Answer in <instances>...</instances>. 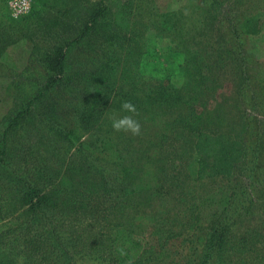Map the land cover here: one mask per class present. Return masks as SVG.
<instances>
[{"label":"rangeland","instance_id":"1","mask_svg":"<svg viewBox=\"0 0 264 264\" xmlns=\"http://www.w3.org/2000/svg\"><path fill=\"white\" fill-rule=\"evenodd\" d=\"M208 1L135 0L126 12L113 11L123 25L118 40L102 46L98 39L112 33L99 27L96 40L68 45L65 68L75 79L34 99L55 72L50 59L56 47L71 42L101 0H34L20 19L0 0V137L35 100L12 129L18 152L4 156L0 147V214L7 223L0 234L13 229V243H19L1 248L47 247L49 253L70 251L76 264H116L87 252L126 224L144 235L152 254L163 253L151 264L193 262L198 238L208 241L212 220L249 181L241 174L238 182L243 162L234 176L196 179L195 134L201 131L234 137L246 125L240 137L261 146L250 166L255 181L249 182L263 185L264 115L246 109L237 85L249 76L258 102L264 100V0H218V19L206 12ZM257 11L260 32L227 42L231 23L223 18ZM104 20L112 25L114 16L107 12ZM233 47L253 53L256 63L249 54L236 56ZM103 48L115 61L99 84L88 85L83 74L98 71L92 58ZM130 49L133 54L121 58ZM90 100L93 128L79 150L62 132L77 119L74 110ZM125 101L137 109L138 136L112 128V113L132 115L121 110ZM256 201L232 228L224 264H264V197Z\"/></svg>","mask_w":264,"mask_h":264},{"label":"trees","instance_id":"2","mask_svg":"<svg viewBox=\"0 0 264 264\" xmlns=\"http://www.w3.org/2000/svg\"><path fill=\"white\" fill-rule=\"evenodd\" d=\"M36 2H43L44 0H35ZM109 0H101L100 4L93 9L90 15L86 16L85 22L82 24L81 31H77L71 42L67 43L65 48L56 47L57 53L55 58H51L52 62L51 68L55 71L50 77V81L45 86V91L37 93L34 96V99H40L46 96L51 89H58V87L65 82H69L75 79V75L68 74L65 68V63L67 61V46L72 45L73 43L78 42V44L91 42L88 40H96L99 35H102V31L99 27L107 28L111 35H108V38L102 36L98 39L99 43L104 46L108 41L118 40L117 35L123 33L121 28L123 25L120 21L116 22L115 12H126L129 6L132 5V2L135 0H117L118 4L109 5L107 3ZM218 0H209L206 4V12L210 14L212 19H218V16L214 13V9L217 6ZM107 12L114 16L113 24L107 25L104 20ZM262 13L260 11L253 13H231L229 17H224L225 22H230L231 26L229 27L231 37L225 38L227 42L231 43L234 40L243 41L245 36L248 35H257L260 32L259 21L261 19ZM168 20H172L174 13H169L167 15ZM167 23V21H165ZM96 35V37H91ZM105 38V39H102ZM82 44V45H83ZM233 52L236 56H244L246 54L254 56L253 53L243 52L240 47L236 50L233 47ZM133 51L130 49L128 53L122 52L121 58L131 56ZM93 61L95 62V67L98 71H91L89 65V71L85 72L83 76L86 77L88 85H94V80H101V75L104 72L105 68L108 67L109 61H115L114 55L112 52H106V50L100 49L99 52L93 55ZM254 63H256L255 57H253ZM248 71L251 69L248 67ZM88 73V74H87ZM100 74V75H99ZM104 76L102 77L103 80ZM249 76H246L237 86V91L240 95L243 105L246 106V109H249L255 113L264 115V100L258 102V97L254 91L252 83L250 84ZM95 86V85H94ZM49 89V90H48ZM248 95V96H247ZM32 100L33 101L35 100ZM161 99V98H160ZM260 99V98H259ZM32 103L30 102L24 110H19L14 118L10 121L8 126L2 130V137H0V147L1 153L6 156L12 152H18L19 148L15 145L13 140V127L21 119L26 112L31 109ZM93 109V100L85 103V106L80 109H75L72 117L77 115V119H70L69 130L62 132V135L66 140H69L72 145L78 144V149L80 150L84 137L87 133L90 132L92 125V112ZM76 113V114H74ZM255 135L258 134V130H255ZM247 132V126H243L239 130V135L230 136L227 134L214 135L208 132H199L195 134L196 144H195V154L193 158V165L195 167L194 173L197 180H203L205 178L217 177V176H234L236 172L235 167H238L239 164H242L244 169H241V166L238 170L237 175H240L238 182L241 183V174L242 179H247L250 181H255L251 173V163L257 155L261 152V146L259 140H254L253 143L246 142L240 136L243 133ZM253 137V136H251ZM250 137V138H251ZM248 159V163L246 162ZM245 161V162H244ZM255 162V160H254ZM247 164V165H245ZM237 170V171H238ZM247 177V178H246ZM122 181V180H121ZM244 183L246 185L240 186V189L236 194L229 199L226 203L223 204L221 213L218 218L212 220L211 233L208 241L205 240L203 236L198 238V246L194 251L195 259L193 262L188 261L187 264H224V254L227 250V245L230 237V232L232 228L240 221V219L248 213L251 208L257 202L256 200L264 197V180L261 181L263 185H254V183ZM123 190L126 193L132 192L130 186L123 185ZM121 190V189H120ZM258 194V196H256ZM9 206L14 207L12 203ZM38 208L45 213L47 210L41 205L38 204ZM13 210L10 209L9 212ZM5 216L0 214V233L3 230L4 226L7 223L2 224ZM193 227V226H192ZM137 228H132L129 225L122 224L120 225L115 234L110 237H105L104 241H110V245H106L104 241L96 242L94 245H89L90 251L87 252L91 257H102L106 259L107 257L116 264H127L128 261H131L132 264H151L157 263L163 253L157 252L155 255L152 254V251L147 248V244L144 241V235L136 230ZM15 236V230L11 229L9 231H4L0 234V246L4 245L9 241L8 245L14 246L19 243H13ZM29 243V241H28ZM33 243V242H32ZM31 242L30 244L33 245ZM206 245V251L201 256L197 253L199 249ZM37 247V246H36ZM50 248V246H49ZM123 248L127 255L121 256L117 249ZM77 258L75 255L71 254L70 251L62 250L58 253H49L47 247L34 248L31 250L16 249L14 247L9 249H3L0 247V264H76Z\"/></svg>","mask_w":264,"mask_h":264},{"label":"clouds","instance_id":"3","mask_svg":"<svg viewBox=\"0 0 264 264\" xmlns=\"http://www.w3.org/2000/svg\"><path fill=\"white\" fill-rule=\"evenodd\" d=\"M121 110L126 113H132V115H120L119 113L115 112L112 113V115L110 116V120L114 131H123L131 133L134 136L140 135L141 124L134 118L135 115H138L135 105L129 101L122 102ZM117 251L121 256L127 255L123 248H119L117 249ZM127 264H132V262L128 261Z\"/></svg>","mask_w":264,"mask_h":264},{"label":"built area","instance_id":"4","mask_svg":"<svg viewBox=\"0 0 264 264\" xmlns=\"http://www.w3.org/2000/svg\"><path fill=\"white\" fill-rule=\"evenodd\" d=\"M13 17L20 19L29 14L34 5V0H7Z\"/></svg>","mask_w":264,"mask_h":264}]
</instances>
